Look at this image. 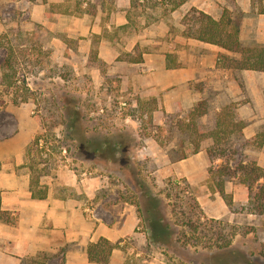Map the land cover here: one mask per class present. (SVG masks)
Returning <instances> with one entry per match:
<instances>
[{
    "label": "rangeland",
    "instance_id": "1",
    "mask_svg": "<svg viewBox=\"0 0 264 264\" xmlns=\"http://www.w3.org/2000/svg\"><path fill=\"white\" fill-rule=\"evenodd\" d=\"M95 2L97 11L91 13L86 12L87 4L78 6L76 0H0V78L3 61L14 48L19 85L8 86L0 80V138L29 129L33 140L39 138V149L30 145L27 154L31 177L51 180L59 168L96 177L102 181L98 183L97 201L106 205L125 198L130 203L135 201L132 204L140 217V230L147 236L148 223L143 218L147 209L154 218L162 217L161 221L170 226L166 243L148 244L144 256H158L165 264H264V214L248 213L235 201L232 209L227 205L228 212L221 214L212 194L205 201V209L197 199L202 216L192 214L186 206L190 197L197 198L199 189L171 173L175 161L170 154H195L191 151L197 138L180 127L181 121H188V111L178 106L175 112L167 113L158 98L130 94L107 73V63L98 56L102 39L115 47H132L135 41L134 47H153L164 40L171 46L173 39L182 35L185 14L194 6L184 12L182 7L173 11L169 6L131 7L130 0ZM212 6L213 12L220 14L224 8L231 11L241 26L244 46L264 45V0H215ZM128 58L127 52H121L119 59ZM218 62L221 64L222 59ZM241 71L232 69L234 84L241 92L227 103H234L240 118L241 110L251 108L263 117L264 71ZM196 87L203 88L200 83ZM218 94L206 89L202 100L209 110L195 119L201 128L213 125L212 113L222 104ZM23 97L26 100L21 101ZM61 99L66 100L65 108ZM263 130L264 124L259 132ZM118 141L114 152L111 147ZM227 146L235 158L231 165L258 159L261 149L252 138L238 134L232 135ZM225 162V158H219V163L213 161L214 165ZM170 179L185 189L181 194L185 201L171 189ZM211 183L214 180L209 177L210 188ZM234 183L240 182L236 178L226 181L229 189ZM42 185L34 187L44 189ZM211 203H215L212 209ZM187 211L199 224L198 230L186 224L190 218L183 212ZM210 219L231 226H219ZM228 240L230 246L221 247Z\"/></svg>",
    "mask_w": 264,
    "mask_h": 264
},
{
    "label": "crops",
    "instance_id": "2",
    "mask_svg": "<svg viewBox=\"0 0 264 264\" xmlns=\"http://www.w3.org/2000/svg\"><path fill=\"white\" fill-rule=\"evenodd\" d=\"M212 4L215 0H187L180 7L187 12L194 6L219 17L220 11L213 12ZM164 41L153 47H134L136 41L132 47H115L107 46V41L102 39L104 44L98 47V56L107 63V73L115 76L117 84L129 89L130 94L158 98L160 107L167 113L175 112L178 106L191 110L205 97L208 87L219 91L222 106L238 97L241 89L234 84L232 69L218 62L222 55H231V52L182 35L173 39L171 46ZM123 51L130 58L119 59ZM136 56L140 60H133ZM197 83L203 88L196 87ZM258 112L252 108L240 111L245 120V138L253 137L262 128L264 113L261 117ZM32 140L29 129L0 138L1 207L18 216L16 224L0 220V264H20L23 257L41 253L48 256V264H165L158 256L142 255L145 247L152 243L147 233L140 230L135 205L127 201L109 205L97 201L98 183L100 185L102 181L96 177H82L71 169L59 168L51 180L45 179L46 176L39 177V183L46 184L42 185L46 190L45 197L33 196L31 172L26 166ZM206 141L195 154L173 162L171 173L198 187L196 195L203 209L212 194L220 207L218 212L226 214L227 204L209 185L211 159L206 147L212 141ZM215 161L219 163V159ZM258 163L264 167V142ZM233 186L229 189L226 184V191L232 193L235 202L246 204L249 199L247 187L240 183ZM34 190L38 192L40 187ZM215 203H211L210 209ZM227 217L230 218V214ZM100 237L120 244L113 249L106 263L90 261L87 255L88 243ZM126 242L129 243L124 246Z\"/></svg>",
    "mask_w": 264,
    "mask_h": 264
},
{
    "label": "trees",
    "instance_id": "3",
    "mask_svg": "<svg viewBox=\"0 0 264 264\" xmlns=\"http://www.w3.org/2000/svg\"><path fill=\"white\" fill-rule=\"evenodd\" d=\"M96 0H76L78 6H82L84 3L89 7L86 9V12L95 13L97 11ZM187 0H157L156 3L152 5L149 3V0H130L131 7L141 6H169L168 8L173 11L180 7ZM98 2V1H97ZM91 8V10H90ZM186 27L182 32V35L186 37H193L201 41L210 42L216 44L223 49L231 52L237 53L238 57H233L228 54L221 56L222 65L231 69H240V70H255V71H264V45H252L244 46L240 39V24L235 20L231 11L227 8H224L219 17H214L212 14L199 9L197 7L191 8L186 14ZM14 48H10L4 61H3V72L0 80L7 84L8 86H17L16 81V71L13 63L14 59ZM133 60H140L139 57L133 58ZM25 88L29 90L27 85ZM21 101L26 100V97L20 99ZM62 108L66 107V100L61 99ZM13 102H19L18 99H13ZM77 106V104L75 105ZM207 102L204 100H199L198 103L187 112V120L181 121L180 127L183 131L190 134V136L197 138V143L192 153H196L200 150V142L205 139H210L212 144L206 149L211 159V165L208 170L210 173V179L214 180V183H211V188L217 190L220 195L225 200L229 208H233L235 203L233 200L232 194L226 192V181L231 180L232 178L238 179V181L244 184L249 192V199L246 204H242L241 208L248 213L253 214H264V167L258 163V159H253L252 161H238L235 165H231V160H235L232 157V148L227 146L230 142L232 135H243V128L245 122L242 118L237 116L234 103H227L220 107L219 109L213 111V125L210 127H200L196 123L195 119L201 117L202 115L208 112ZM72 129V127H71ZM252 140H255L259 146H262L264 142V130L258 132L253 137ZM107 141L105 140L103 144ZM120 141L112 145L111 149L115 152L119 147ZM31 145H35L38 148L39 138H35ZM100 143V148H101ZM118 146V147H117ZM104 147V146H103ZM30 148V147H29ZM107 149L106 147H104ZM99 150V148H96ZM29 152V150H28ZM230 152V153H229ZM189 154L187 152H182L180 155L170 154L172 161L180 160L187 157ZM219 158H225L226 162L221 165H214L213 161ZM31 166V165H30ZM32 167V166H31ZM30 167V168H31ZM32 169V168H31ZM170 187L176 193V196L182 201H185L181 194L185 193L177 181L174 179L169 180ZM39 185V176L31 177V190H33V196L39 198H44L46 195L45 189H40V191L34 190V185ZM168 196H170L168 194ZM125 201H130L128 199H123ZM186 206L190 207L192 214L196 213L202 216V208L196 197H190V200L185 201ZM131 203L136 204L135 201ZM147 215H144V220L148 223V239L152 244H165L166 238L170 234L169 224L163 223L161 218H154L152 216L151 210L147 209ZM187 215L189 220L186 221V224L189 225L192 230H198V223L191 218V214L183 212ZM197 220H200V217L196 216ZM18 216L10 210L2 209L1 207V190H0V220L6 223L16 224ZM210 221L217 222L219 226L224 224V222L218 221L216 219H210ZM185 224V221H183ZM225 225H230V223H225ZM223 228V227H222ZM231 240H228L224 245H221L223 248L230 246ZM118 242H112L106 237H100L97 241H91L87 245V255L90 261L103 262L106 263L109 261L110 256L114 248L119 247ZM48 256L44 253H41L35 257L25 256L21 259L20 264H48Z\"/></svg>",
    "mask_w": 264,
    "mask_h": 264
}]
</instances>
